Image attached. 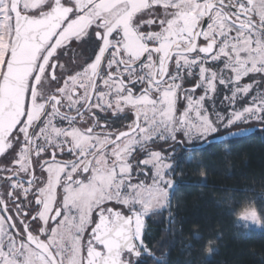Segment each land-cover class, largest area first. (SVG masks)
Instances as JSON below:
<instances>
[{
  "label": "snow or ice",
  "instance_id": "obj_1",
  "mask_svg": "<svg viewBox=\"0 0 264 264\" xmlns=\"http://www.w3.org/2000/svg\"><path fill=\"white\" fill-rule=\"evenodd\" d=\"M226 130L264 137V0H0V264H168L149 221Z\"/></svg>",
  "mask_w": 264,
  "mask_h": 264
},
{
  "label": "trees",
  "instance_id": "obj_2",
  "mask_svg": "<svg viewBox=\"0 0 264 264\" xmlns=\"http://www.w3.org/2000/svg\"><path fill=\"white\" fill-rule=\"evenodd\" d=\"M182 171L173 201L177 230L169 235L162 223L149 221V247L160 251L163 246L168 264H264V230L237 225L230 203L255 199L258 207L264 204V137L212 142L192 154ZM209 240L214 241L211 255Z\"/></svg>",
  "mask_w": 264,
  "mask_h": 264
},
{
  "label": "water",
  "instance_id": "obj_3",
  "mask_svg": "<svg viewBox=\"0 0 264 264\" xmlns=\"http://www.w3.org/2000/svg\"><path fill=\"white\" fill-rule=\"evenodd\" d=\"M221 136H223L224 138L221 139V138H220ZM221 136L211 139L212 142H220V141H226V140H230V139H234V138H236V137H232V136L227 135V133L224 134V135H221ZM237 137H238V136H237Z\"/></svg>",
  "mask_w": 264,
  "mask_h": 264
},
{
  "label": "rangeland",
  "instance_id": "obj_4",
  "mask_svg": "<svg viewBox=\"0 0 264 264\" xmlns=\"http://www.w3.org/2000/svg\"><path fill=\"white\" fill-rule=\"evenodd\" d=\"M224 133L226 134V133H227V130H226L225 132H223V133H218L216 136L218 137V136H220V135H224ZM212 138H214V137H212ZM237 225H239L240 227L243 228V226H242L238 221H237ZM248 230H252V231H260V230H264V229H257V228H255L254 226H251L250 229H248Z\"/></svg>",
  "mask_w": 264,
  "mask_h": 264
},
{
  "label": "clouds",
  "instance_id": "obj_5",
  "mask_svg": "<svg viewBox=\"0 0 264 264\" xmlns=\"http://www.w3.org/2000/svg\"><path fill=\"white\" fill-rule=\"evenodd\" d=\"M262 226H264V222H262Z\"/></svg>",
  "mask_w": 264,
  "mask_h": 264
},
{
  "label": "flooded vegetation",
  "instance_id": "obj_6",
  "mask_svg": "<svg viewBox=\"0 0 264 264\" xmlns=\"http://www.w3.org/2000/svg\"><path fill=\"white\" fill-rule=\"evenodd\" d=\"M221 136V135H220Z\"/></svg>",
  "mask_w": 264,
  "mask_h": 264
}]
</instances>
